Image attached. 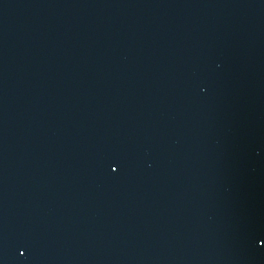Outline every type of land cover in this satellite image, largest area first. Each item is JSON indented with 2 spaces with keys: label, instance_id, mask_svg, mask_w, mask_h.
<instances>
[{
  "label": "water",
  "instance_id": "1",
  "mask_svg": "<svg viewBox=\"0 0 264 264\" xmlns=\"http://www.w3.org/2000/svg\"><path fill=\"white\" fill-rule=\"evenodd\" d=\"M0 264H264V0H0Z\"/></svg>",
  "mask_w": 264,
  "mask_h": 264
}]
</instances>
